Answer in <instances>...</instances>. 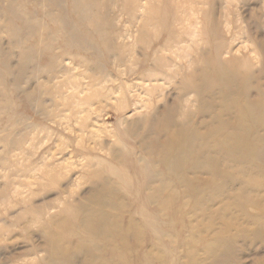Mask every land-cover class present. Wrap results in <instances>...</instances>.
Returning a JSON list of instances; mask_svg holds the SVG:
<instances>
[{"label":"rangeland","instance_id":"rangeland-1","mask_svg":"<svg viewBox=\"0 0 264 264\" xmlns=\"http://www.w3.org/2000/svg\"><path fill=\"white\" fill-rule=\"evenodd\" d=\"M224 72L237 108L264 117V0H0V264H85L81 240L107 264H264V118L247 132L228 114L216 137L257 134L260 154L212 172L194 154L193 189L154 154L164 128H196L213 152ZM98 209L121 237L82 227Z\"/></svg>","mask_w":264,"mask_h":264},{"label":"bare ground","instance_id":"bare-ground-1","mask_svg":"<svg viewBox=\"0 0 264 264\" xmlns=\"http://www.w3.org/2000/svg\"><path fill=\"white\" fill-rule=\"evenodd\" d=\"M192 39H194V38H192ZM176 58L178 59V57H176ZM238 77L239 76H237L236 74H233V73H225V72L221 73L219 75V80H220L221 85L224 88H227V92H222V94H220L217 98L211 97L209 99L210 103L219 104V106L221 107V109H219L220 113L216 116V118L214 120L211 121V124H213L214 126H217L219 128L216 127L215 129H213L214 131H211V132L209 131V135H208V137L216 139L212 153H211V150H208V148H206L205 144L202 142V140L207 138V137L199 134V130L196 128H193V129H184V128L182 129V128H180L176 131H171V132L165 128L163 129V132H166L168 135L167 144L165 146H163L162 148H158L156 145L157 151H155L156 149H154V152H156L154 154L158 153L160 156H162L166 159V163H168L167 168H168L169 176L176 179V181L179 184H181V186H183V188H185L187 190L193 189L194 185L192 182H189L186 180V176H185V173H183V170L181 168V164L183 161H186L187 159L193 157L194 154H206L207 155V156H201L199 159L197 158V160H196L197 162L195 163V169L207 170L209 172L216 170L218 163L220 162V159H222L226 153L227 154H235L238 156H244V157H248V158H251V157L254 158L260 154V151H258V149L248 147L249 143H251V142H257L258 143L261 141V138L257 134H255L254 136L241 137V136H238L234 133H231L225 138H217L216 137L218 135L217 134L218 131L220 129H223L224 126H226L227 123H226L225 118L230 113L237 112L236 113L238 115L237 117H238L242 127H246V128H244V131H247V132L250 131L249 126L251 124L256 125L257 123H261V122L263 123L264 117L261 115H255L253 113H250L249 112L250 110L248 109L249 108L248 104L245 105L243 109H241L239 107L237 108L238 102H237L236 96H238L240 94H244V92H245L243 90V88L239 87V85H238V82H239ZM136 92H137V90H136ZM124 104H125V102H124ZM211 108H212V106H210L209 103L208 104L204 103L201 106L203 113L209 114ZM191 124H192V122H191ZM140 129H138V130H140ZM142 159H144V158H142ZM111 171L115 174V176H117V178L120 180L121 183H124L125 185H127L128 180H127V177H126L124 172L118 170L117 168H115L112 165H111ZM158 177L160 179V176H158ZM108 184H111V182L108 181ZM161 185L162 186H161L160 190L165 189L166 184H161ZM154 191H155L154 195H156L157 192H159V190H154ZM107 193L108 194L106 195V197H111V196L114 197V196H116L117 192H116L115 188H111V189L109 188ZM154 195H153V197H154ZM100 200H104L103 201L104 205L108 204L105 201L106 198H101ZM108 206H110L113 210H117L118 208L121 207L119 205H115V203L114 204L109 203ZM109 219H110V215L107 214V212L105 213L104 210H102V209L88 210L87 212H85V216H84V219L82 221V227L87 228V229H94L93 227L95 225H97L96 231L100 232V234H102V236L105 240L112 241L116 237H121V235H122L121 228L122 227H119V225H110L108 223ZM130 226H131V231L137 230V228H134L135 225H133V226L130 225ZM129 229H130V227H129ZM130 233H132V232H130ZM130 233L128 232V234H130ZM51 237H52L53 243H55L57 245H59L60 243H63V240L61 237H55L53 235ZM222 245H223L222 243H220V244L216 243V244H214L213 248H218V247H221ZM63 247H64L63 245L60 249L57 247L58 251L60 252L61 250H63ZM75 252L78 255L83 254L85 256V259H86L85 264H107V262L104 260V258H102V254L104 253V250L101 247H99L98 245L88 244L87 242L81 240L79 243H77V248H76ZM75 252H74V254H75ZM62 255H63V252H60V253L54 252V255H53L54 257L51 258V260L49 261V264H65L66 260L62 257ZM46 260H47V258H46Z\"/></svg>","mask_w":264,"mask_h":264}]
</instances>
